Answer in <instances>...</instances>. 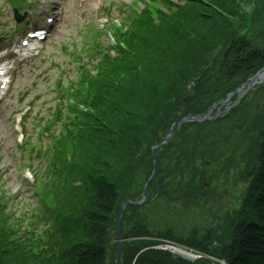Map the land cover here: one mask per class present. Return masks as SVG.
<instances>
[{"label": "trees", "instance_id": "1", "mask_svg": "<svg viewBox=\"0 0 264 264\" xmlns=\"http://www.w3.org/2000/svg\"><path fill=\"white\" fill-rule=\"evenodd\" d=\"M179 1L181 5L166 2L165 12L146 5L140 14L130 13L128 17L133 16L130 17L131 27L123 32L121 26L119 41H115L119 54L121 52V63L114 66L117 55L113 60L105 56L98 74L90 76L91 71L81 69L82 80L76 86L84 97L75 94L77 100L70 97L68 105L75 113L71 115L75 131L68 132L70 138H62L60 143L71 154L63 167H78L84 179L80 185L86 197L85 209L78 217L66 219L58 212L49 211V215L54 216L53 228L42 229L44 237L32 241L24 234L19 236V221L18 226H14L10 218L5 217L7 209L0 195V264H113L117 246L114 218L121 202L120 186L127 185L126 197L138 201L141 189L135 193L131 183L138 173L145 174L146 178L150 176V147L159 135L163 139L172 123L187 115H203L215 102L212 93L218 89L209 91L211 86L207 83L210 63L217 69L212 73V81L216 78L223 81L216 77L219 73L234 79L231 87L218 96L220 98L264 66V52L254 48L260 35L251 32L252 22L264 16V0H241L240 7L251 4L252 20H245L243 12L234 11V0ZM220 7L226 11L220 13ZM246 35H250L246 37L248 42L242 40ZM222 41L224 46L218 45ZM251 46L254 50H248ZM211 48L216 55L209 62ZM94 51L96 57V47ZM152 73L155 77H150ZM207 94H211L209 101H206ZM59 111L58 108L54 112L47 127L60 119ZM206 124L186 122L183 128H175L169 142L153 153L155 175L146 190L151 191L148 193L151 197L158 194L165 200L164 211L168 210L170 200L182 203L191 211L189 207L200 197L201 160L205 154L197 155L196 151L200 144L213 143L205 142L208 134L202 131ZM190 127L193 129L188 132ZM256 129L261 157L258 168L244 191L235 219L237 223L219 247L215 246L217 238L211 237L212 228L193 227L181 236L175 234L168 223H157L160 214L155 217L153 212L157 205L158 209L162 208L156 197L144 206L125 207L118 264H219L204 257L189 263L153 248L163 242L183 245L203 256L223 260L225 264H264V116ZM96 135L99 144L88 159L84 141L91 144L89 138L95 142ZM78 152L83 154L80 156L83 165H89L84 168L88 170L86 174L75 160ZM110 157L127 159L115 181L111 178L116 172V161L112 164ZM72 159L74 163H70ZM121 178L123 184H120ZM39 186L45 189L41 183ZM31 218H35L34 215ZM112 232L114 242L109 245ZM225 240L229 242L227 248H223Z\"/></svg>", "mask_w": 264, "mask_h": 264}, {"label": "rangeland", "instance_id": "2", "mask_svg": "<svg viewBox=\"0 0 264 264\" xmlns=\"http://www.w3.org/2000/svg\"><path fill=\"white\" fill-rule=\"evenodd\" d=\"M155 1L158 2V6H165L163 7L165 9H167L165 1L171 5L182 4L179 0ZM134 2L135 0H43L40 3L34 2L26 10V18L17 24L13 19V9L15 8L13 1L0 0V49L15 46L19 36L20 38L23 36L20 34L43 24L46 16L55 17L48 38L41 44L42 49L39 54L28 59H13L11 69L8 71L10 85L0 99V195L7 209L4 210L5 217L8 216L14 226H18L16 225L17 221L20 222V226H18L20 231L18 232L21 235L19 234V236L24 234L25 238H30L32 241L42 239L44 237L42 229L53 228L54 216L51 217L49 211L58 212L59 216L66 219L69 216L78 217L80 211L85 209L86 197L80 185L84 179L80 177V169L78 167L75 169L63 167L64 163H67L71 158V154L63 149L60 139L70 138L67 135L68 132L74 133L75 131L71 117L75 113L68 109L69 98L77 100L75 94L84 97V93L80 91L78 85L76 86V83L82 80L81 69L92 71L90 76L98 74V67L103 62V57L108 56L112 59L114 56L109 48L114 49L117 55L118 61H115L114 66L121 63V52L119 54L112 38L117 41L116 28L120 23H123L126 29L131 27L130 17L133 18V16L128 17V14L139 8V5H135ZM240 4L241 0H234L232 5L234 11L243 12L242 17L245 20L254 19L249 15V12L254 11L251 4L244 7L241 5L243 8L240 7ZM170 8L172 9L171 6ZM218 11L223 13L226 8L220 7ZM260 12L263 13V10ZM260 17V20L252 22L251 32L253 31L254 34L257 32L256 34L260 35L254 48L264 52V29H262L264 16ZM106 20L108 23L104 24ZM100 29L101 31H98ZM261 32L263 33L259 34ZM250 35H246L242 40L246 41V37L250 38ZM218 45L224 46V42H219ZM95 47L98 52L96 57H94ZM254 48L251 46L248 50H254ZM215 55L216 51L212 50L209 62L214 59ZM136 56H139L138 52H136ZM209 66L207 83L211 88L208 90L218 89V91L212 93L215 102L209 110L205 114L197 116L201 119L204 118L202 122L198 123H207L202 131V133L208 134L205 142H213L212 145L210 143L204 146L198 145L196 151L197 155L198 153L205 154L204 159L201 157L203 184H200V197L195 200V204L189 207L191 211L186 210L188 207L174 200L169 201L170 206H168V210L164 211L165 200L156 194L154 197L160 199L158 204L162 209H158L157 205L153 213L155 217L160 214L157 223H161V225L168 223L170 227L174 228L177 235L182 234L181 236H183L193 227L212 228L211 237L217 238L215 246L219 247L225 235L229 234L228 232L237 223L235 219L241 206V199L261 158L256 128L259 126L260 118L264 116V78L261 81L257 80L249 87L239 88L236 93L231 94L230 92L226 97L220 98L218 96L231 87L234 79L226 78L219 73L216 77L223 78V81H218V78L216 81H212V73L215 74L217 69L213 68V63H210ZM121 71H119L120 74L124 72ZM150 75V77H155L153 73ZM210 95L207 94L206 101L212 99ZM206 101L204 100V102ZM217 102L219 105H215ZM58 108L60 109V119L50 124V128L47 127ZM179 120L171 124V126L174 125L173 130L181 129L185 125L186 122L176 125ZM192 129L190 127L188 132H191ZM21 135L23 139H21ZM166 136L167 134L161 139L162 137L159 135L156 143L150 147L152 169L153 153L156 150L160 151L161 146H165L172 137L170 135L166 138ZM97 138L96 135L94 142L90 137L91 144L84 141L87 144L84 152L88 159L94 155L96 145L99 144ZM68 141L70 142V140ZM25 145L32 146V149L24 148ZM82 155V152H78L75 160H77V164L81 165L80 168L83 166L81 170H83V174H86L88 170L84 168L89 165H83L82 158H80ZM110 158L112 164L116 161V172H113L111 178L115 181L127 159ZM73 159L70 163H74ZM74 177L75 180H73ZM149 177L146 178L142 173L136 174L131 183V189L133 188L135 193L140 189L142 191ZM38 178L45 189L39 184L32 185ZM123 180V178L120 179V184H123ZM124 185H121L122 188L119 190L121 202L119 211L114 218L116 224L120 216L121 205L127 200L136 202L126 197L125 193L128 189L127 185ZM149 192L151 191H147L145 188V205L151 203V199L154 198L148 194ZM141 199L142 197L138 201ZM174 211L177 213L172 216L171 213ZM32 215L35 218H31ZM30 234L35 237H29ZM112 235L113 232L110 234L109 245L114 242ZM225 242H227V246L224 247L223 244V247L227 248L229 242L227 240ZM171 244L172 247L187 251L192 256V259H184L176 255L186 262L194 263L204 257L207 260L225 264L223 260L207 255L203 256L192 249H186L183 245L172 242L168 245ZM206 247L209 248L210 244L207 243ZM166 252L170 253L168 250Z\"/></svg>", "mask_w": 264, "mask_h": 264}, {"label": "water", "instance_id": "3", "mask_svg": "<svg viewBox=\"0 0 264 264\" xmlns=\"http://www.w3.org/2000/svg\"><path fill=\"white\" fill-rule=\"evenodd\" d=\"M17 21H19V19L16 17ZM264 78V67L259 70L252 78L248 79L243 85H241L239 88H245L246 86H250V85H253L256 83L257 80L261 81L262 79ZM239 89L235 90L234 92H238ZM233 92V93H234ZM219 103V102H218ZM218 103H216L215 105H217ZM214 106V105H213ZM212 106V107H213ZM204 118H198V117H190V116H187L181 120H179L176 125H179L181 124L182 122H184L185 120H189V121H192V122H201L203 121ZM174 128V125L171 126V128L169 129L168 133H167V136H170L171 135V131L172 129ZM152 162H153V169H152V173L149 177V179L147 180V182L144 184L143 188H142V191H141V197H142V200L139 202V203H133L131 201H125L122 205H121V209H120V216H119V219H118V222H117V227H116V243H117V246H116V251H115V254H114V264H118V258H119V252H120V245H121V223H122V219H123V216H124V209L126 206H130V205H134V206H140V205H143L144 202L146 201V195H145V188H146V185L148 184L149 181H151V179L153 178L154 176V173H155V165H154V156H152ZM227 246V242L224 243V247ZM176 255L184 258L182 255L180 254H177ZM186 259V258H184Z\"/></svg>", "mask_w": 264, "mask_h": 264}, {"label": "bare ground", "instance_id": "4", "mask_svg": "<svg viewBox=\"0 0 264 264\" xmlns=\"http://www.w3.org/2000/svg\"><path fill=\"white\" fill-rule=\"evenodd\" d=\"M171 251L177 253V254H180L182 255L184 258H189V259H192V256L190 254H188L187 252H185L184 250H179V249H176V248H172L170 249Z\"/></svg>", "mask_w": 264, "mask_h": 264}]
</instances>
